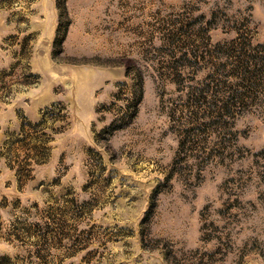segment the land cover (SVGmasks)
Segmentation results:
<instances>
[{
  "label": "rangeland",
  "instance_id": "obj_1",
  "mask_svg": "<svg viewBox=\"0 0 264 264\" xmlns=\"http://www.w3.org/2000/svg\"><path fill=\"white\" fill-rule=\"evenodd\" d=\"M0 264H264V0H0Z\"/></svg>",
  "mask_w": 264,
  "mask_h": 264
}]
</instances>
